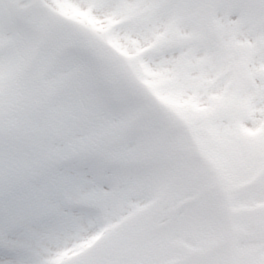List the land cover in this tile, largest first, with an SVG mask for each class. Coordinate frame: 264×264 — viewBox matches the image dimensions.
Masks as SVG:
<instances>
[{
	"label": "snow or ice",
	"instance_id": "6c2138e0",
	"mask_svg": "<svg viewBox=\"0 0 264 264\" xmlns=\"http://www.w3.org/2000/svg\"><path fill=\"white\" fill-rule=\"evenodd\" d=\"M61 2L0 7V264H264V0Z\"/></svg>",
	"mask_w": 264,
	"mask_h": 264
},
{
	"label": "rangeland",
	"instance_id": "374dc122",
	"mask_svg": "<svg viewBox=\"0 0 264 264\" xmlns=\"http://www.w3.org/2000/svg\"><path fill=\"white\" fill-rule=\"evenodd\" d=\"M65 1L62 0V2L57 5L58 12H60L62 14H70V15H72V16H69V17H76V18L83 17V16H81L82 3L81 4H77V3L72 2L71 5H64ZM70 1L71 0H67V2H70ZM65 4H67V3H65ZM75 5L79 6V8L77 10H74V6ZM0 7H4L6 11H9V13H11V15H13V16L15 15V13L11 11V6L7 4V0H5V3L3 5H0ZM95 7L100 9V6L95 4V3L87 4V6L84 7V9H83V14H85L84 12L87 11V9L89 10V9L95 8ZM110 33H111V29H108L107 31L106 30H103V31L98 30V34L101 35V36H104V35H107V34H110ZM113 39H119V38L113 36Z\"/></svg>",
	"mask_w": 264,
	"mask_h": 264
},
{
	"label": "bare ground",
	"instance_id": "6f19581e",
	"mask_svg": "<svg viewBox=\"0 0 264 264\" xmlns=\"http://www.w3.org/2000/svg\"><path fill=\"white\" fill-rule=\"evenodd\" d=\"M64 5H69V4H64ZM67 8V7H66ZM101 12H103V11H101ZM107 13V15L106 16H104L103 17V14L102 15H100L99 13H97L96 14V16H94V18L100 23V24H104L105 26L107 25V23H108V20L107 19H109L110 17H112V15H115V14H112V13H108V12H106ZM105 13V14H106ZM116 17V16H115ZM112 19H114V18H112Z\"/></svg>",
	"mask_w": 264,
	"mask_h": 264
}]
</instances>
